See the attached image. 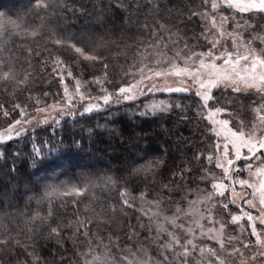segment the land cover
<instances>
[{"label": "trees", "instance_id": "obj_1", "mask_svg": "<svg viewBox=\"0 0 264 264\" xmlns=\"http://www.w3.org/2000/svg\"><path fill=\"white\" fill-rule=\"evenodd\" d=\"M4 2L8 5H2ZM47 2L49 8L46 12L36 10V0H0V18L22 23L29 29H39L36 37L6 33L7 44L0 59L11 63L20 72V78L31 63L32 74L26 85L0 82V104L11 112L10 118L0 116V130L10 120L19 118L17 111L12 109L14 103L22 107L27 105V110L32 112L35 105L28 99L29 95L50 104L59 99L55 94L62 93L63 87L58 77L51 74V67L44 69L49 75L41 74V57L35 55L37 48H52L71 66L73 76L81 80L82 87L86 85L91 95H99L97 86L90 83L93 76L101 75L99 67L90 62L77 65L70 51L57 50L51 45L53 33L64 39L71 37L78 44L91 42L96 47L97 54L102 55L109 65L111 83L106 84L109 91L125 83L121 79L123 73L133 63L141 41L149 38L150 31H146L144 25L155 27L164 24L167 35L174 33L172 38L178 40L181 47L184 41L194 46L196 51L208 47L202 38L205 24L199 15L193 14L203 12L205 5L202 0H156L155 4L151 0ZM246 17L253 25L247 31L249 38L252 34H264V19ZM28 49L32 50L31 56L27 55ZM171 50L170 46V53ZM66 81L71 91L74 81L67 77ZM44 92L50 95L44 97ZM151 99L158 103L163 101L171 107L166 112L141 115L149 111L147 105ZM151 99L119 106L112 104L91 114L65 116L58 124L28 126L23 135L0 145L3 152L0 157V224L3 228L0 232L10 234L24 245L23 248L0 246L3 248L0 264H33L29 252L39 257L40 264H82L85 257L81 254L88 249L83 236H74V230L66 227L61 229L58 238L50 235L51 227L66 225L78 214L93 220L90 234L96 233L102 243L96 238L92 243L94 246L99 244L97 254L108 253L111 264H123L121 257L136 252L138 248L137 255L146 251L152 260L163 264L160 242L154 241L155 224H149L137 210L125 208L124 212L119 211L120 189L126 188L133 195L147 191L149 199L153 193H158L162 199V213L172 215L177 206L186 208L187 201L197 194L202 195L199 190H210V184L201 179L205 167L217 175L219 171L207 165L203 156L195 159L197 153L204 156L211 153L215 143L207 120L197 115V98L186 94L158 95ZM218 100L222 101L218 106L229 110L227 115L232 126L236 128L238 121H243L246 126L249 124L246 120L252 117L250 103L255 100L254 95H218ZM34 147L41 149L40 159L34 157ZM148 163L154 166L155 171L148 175L138 174L136 170ZM183 169H188L185 179L178 180L173 174ZM106 176L112 177L116 186L114 189H95L97 200L93 207L96 213L83 211V205L91 199L86 193L81 198L82 203L76 206L81 209L79 213L71 203L53 199V216L48 223H31L33 215H47L49 201L43 197L49 185L80 186L88 179L99 181ZM241 176L246 177L247 173H241ZM109 203L117 206L115 213L107 208ZM136 207L139 208V202ZM230 210L236 212L231 205ZM97 214L103 217V221L95 220ZM214 215L223 221L229 220L228 214L219 207ZM226 226L230 231L233 228L230 223ZM109 237L112 238L111 243ZM227 261L228 264L238 263L230 257Z\"/></svg>", "mask_w": 264, "mask_h": 264}, {"label": "snow or ice", "instance_id": "obj_2", "mask_svg": "<svg viewBox=\"0 0 264 264\" xmlns=\"http://www.w3.org/2000/svg\"><path fill=\"white\" fill-rule=\"evenodd\" d=\"M121 2V0H117ZM138 2V0H136ZM155 4L156 0H151ZM205 8L203 12L193 13L199 15L205 22V32L202 38L209 45L206 50L196 51L194 46L186 41L181 47L178 40H173L167 35L164 24L158 26L144 25L146 31H150L148 39L141 41V46L136 49L133 63L121 77L125 83L113 91L106 86L111 83L108 78L109 65L102 55L97 54L96 47L91 44H78L72 38H61L55 33L50 38V43L57 50L70 51L78 65L81 62H90L98 66L101 75L93 76L90 83L97 86L98 96L91 95L87 86L82 87V82L73 76L71 66L59 56L52 48H37L35 55L40 56L41 74L49 75L44 71L51 67V74L58 77L62 85V93H57L58 100L47 103L40 97L28 96L35 107L32 112L27 110V105L21 106L14 103L12 109L17 111L19 118L10 120L3 130H0V145L20 137L28 131V126L47 124L54 120L57 124L64 116L84 115L101 111L104 108L121 101H133L139 96L150 92L191 93L197 98V115L206 119L211 126L213 135L217 138L213 145V151L204 156L197 153L196 160L202 156L207 165L219 169V175L204 168L201 179L210 184V190H199L197 196L187 201V208L177 206L172 215H164L161 211L162 199L158 193H153L148 198L147 191H141L133 195L128 189L121 188L119 211L125 208L139 211L149 222L155 223L156 237L154 241H160L161 235L166 234L167 239L159 243V252L163 256V264H226V257L237 260L238 264L255 262L259 258L260 264H264V34H252L245 41L242 33L249 31L253 25L244 19L245 16L264 19V0H202ZM36 10L47 12L49 4L47 0H36ZM229 10L225 14L224 10ZM50 14V13H49ZM237 15L244 20L240 23L236 20ZM43 19V17H41ZM232 21L233 28L228 30L227 25ZM6 33L17 36L36 37L39 29H29L22 23L6 21L0 18V55L3 54L7 44ZM231 41V49L224 46V41ZM260 47L257 48L255 43ZM171 46V53L169 48ZM41 51L44 55L41 56ZM32 50H27L31 56ZM32 74V65L29 63L28 70L20 78L21 74L11 63L0 59V82L8 81L12 84H27ZM66 77L74 81V88L70 91ZM169 78H175V86L169 84ZM251 91L256 99L250 103L252 120L246 126L243 121H238L237 127L231 126L229 119H217L225 113H229L226 107L218 104L219 96L229 94H241ZM44 97L50 95L44 92ZM170 105L161 101L152 104L147 113L141 115L166 112ZM43 113V119H35L37 114ZM52 113H56L53 117ZM204 113L207 115L205 116ZM230 114V113H229ZM0 116L10 118L11 112L0 104ZM55 148V146H53ZM34 157L41 158V149L33 148ZM3 152L0 151V157ZM244 163L241 165L240 162ZM35 163V161H34ZM138 174L148 175L155 171L151 163L145 164L136 170ZM188 169L174 173L178 180H184ZM247 173V177L241 176ZM116 182L112 177L106 176L99 181L88 179L80 186L65 185L48 186L43 199L49 201L47 215L39 213L31 217V223L39 221L41 224L48 223L53 216L51 203L53 199L64 203H71L77 213L81 211L78 204L87 193L91 198L88 204L83 205L86 214L96 213L93 207L97 197L96 188H115ZM167 188V185H164ZM65 198H71L66 200ZM137 202L139 208L137 209ZM203 205V208L201 207ZM230 205L236 210L233 213ZM219 207L228 214L229 220L223 221L215 216L214 210ZM107 208L115 213L118 209L115 204L109 203ZM155 209V210H154ZM97 222L103 221L100 215L95 216ZM246 222L245 224L241 223ZM230 223L238 225L240 232L237 235H225L226 225ZM92 219H86L79 214L75 220L66 225H58L50 228V235L60 236L63 227L72 228L73 235H81L85 238L88 249L81 255L85 257L82 264H111L107 252L97 254L99 244L93 245V238L100 241L96 233L90 234ZM143 227V224L140 225ZM0 228H3L0 224ZM6 231V229H4ZM31 231V228H29ZM183 236V239L181 238ZM254 237V241L249 240ZM207 241L208 243H197ZM109 242L112 238L109 237ZM102 243V241H100ZM215 246H211V245ZM21 247L24 245L20 240L0 232V246ZM107 248V245H104ZM176 249H180L176 251ZM3 251V248H0ZM121 257L123 264H154L148 252L143 253L141 259L137 252ZM248 251L250 255H245ZM165 252L172 254L169 260ZM33 258V264H40L39 257L29 252Z\"/></svg>", "mask_w": 264, "mask_h": 264}, {"label": "rangeland", "instance_id": "obj_3", "mask_svg": "<svg viewBox=\"0 0 264 264\" xmlns=\"http://www.w3.org/2000/svg\"><path fill=\"white\" fill-rule=\"evenodd\" d=\"M2 5H8V3L7 2H4ZM225 14H227V12H225ZM247 16V15H246ZM245 16V18L244 19H247V17ZM236 20L238 21V22H240V23H243L244 22V20L243 19H241V17L239 16V15H237V17H236ZM203 21V20H202ZM204 22V21H203ZM247 22L248 23H251L252 21L251 20H249V19H247ZM204 24H205V22H204ZM227 28H228V30L229 31H231L232 30V28H233V23H232V21H230L229 23H228V25H227ZM92 32H94V31H92ZM242 35H243V37H244V39H245V41H247L248 39H249V36H248V32L247 31H243V33H242ZM224 46L225 47H228L229 49H231V41H229V40H225L224 41ZM255 46L257 47V48H259L260 47V45H259V43L258 42H256L255 43ZM208 47H209V45H208ZM169 84H171V85H173V86H175V78H169ZM186 94H191V93H173V94H167V93H164V92H150V93H147L146 95H142V96H139L137 99H135V100H133V101H127V102H124V101H121V102H119V103H116V104H113V105H115V106H119V105H124V104H130V103H135V102H138V101H140V100H144V99H146V98H149V99H151V98H154V97H157L158 95H167V96H171V95H186ZM242 94H249V95H254V97H255V94L254 93H252L251 91H249L248 93H242ZM255 99H256V97H255ZM155 103H158L157 101H156V99H151L150 101H149V103H148V105H147V108H149L152 104H155ZM91 114V113H90ZM78 115V114H77ZM207 115V114H206ZM52 116L53 117H55L56 116V113H52ZM65 117V116H64ZM44 118V114L43 113H40V114H37L36 116H35V119H43ZM252 118L253 117H248V120H246V122H247V124L252 120ZM217 119H229L228 118V115H227V113H225V114H223L222 116H220V117H217ZM55 121L54 120H52V119H50L49 120V123H47V124H39V125H41V126H47V125H50V124H53ZM208 122V121H207ZM208 124H209V126L212 128L213 126H211L210 125V123L208 122ZM231 126H232V124H231ZM233 128H235L234 126H232ZM211 133H212V131H211ZM23 135V134H22ZM212 135H213V133H212ZM214 136V135H213ZM214 138H215V142H216V137L214 136ZM16 139V138H15ZM241 163H244L243 161H241L240 162V164ZM218 171H219V169H218ZM247 177V176H246ZM243 178V177H242ZM201 207L203 208V205H201ZM187 208V207H186ZM214 211H216V209L214 210ZM236 213V212H235ZM214 214V213H213ZM216 214V213H215ZM236 214H238V213H236ZM216 216V215H215ZM219 218V217H218ZM222 219V218H221ZM223 220V219H222ZM241 223H244L245 224V228L247 227V224H246V222H244V221H242ZM155 224V223H154ZM232 226H233V228H232V230L230 231V230H228V228H227V226H226V231H225V235L227 236V235H237V234H239V232H240V228H239V226L238 225H233L232 224ZM156 229V228H155ZM262 236H264V232H262ZM182 239H183V236L181 237ZM167 239V236H166V234H162L161 235V240L159 241V242H162L163 240H166ZM254 237H251V236H249V240H252V241H254ZM197 243H208L207 241H197ZM211 246H215L214 244L213 245H211ZM180 249H176V251H179ZM246 253V256L247 255H250V253L249 252H245ZM143 254V253H142ZM142 254H140V255H138L141 259H143V255ZM164 254H166L168 257H169V260H172V254L171 253H169V252H165ZM229 257H226V264H228L229 262L227 261V259H228ZM230 261V260H229ZM153 262H154V264H159V262H157V261H154L153 260ZM190 264H191V261H190ZM238 264V263H237ZM248 264H260V261H259V258H257V260L255 261V262H253V261H251V260H249L248 261Z\"/></svg>", "mask_w": 264, "mask_h": 264}]
</instances>
